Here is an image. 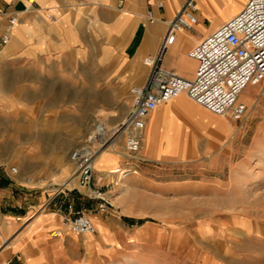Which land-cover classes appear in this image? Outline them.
<instances>
[{
  "label": "crops",
  "instance_id": "crops-1",
  "mask_svg": "<svg viewBox=\"0 0 264 264\" xmlns=\"http://www.w3.org/2000/svg\"><path fill=\"white\" fill-rule=\"evenodd\" d=\"M0 1L8 12L0 10V104L42 103L37 99L42 97L41 90L48 87L46 83L51 79L68 82L70 78L66 74L76 71L75 65L69 62L85 56H121L132 62L140 73L132 81L144 84L146 78L141 74L145 72L144 58L158 54L168 32L167 21L182 6V0H37L29 8L27 0ZM247 1L197 0L199 23L192 30L175 32V40L164 54L162 65L193 78L197 62L189 57V51L237 14ZM161 2L163 6L159 7ZM150 9L155 22L147 16ZM11 13L19 20L11 30L10 41L4 45L1 37ZM53 16L56 21L51 20ZM108 63L103 80L105 85H112L113 67ZM123 71L133 73L132 68L117 72ZM88 72L94 74L96 84L97 67L90 64ZM20 76L24 78L25 89L31 90L36 100H16ZM89 81H92L90 77ZM178 96L150 114L141 150L147 161L138 165L137 174L129 175L127 183L153 185L146 174L159 169L160 163L212 158L240 136L238 121L216 115L188 96ZM16 174L0 165V264H103L114 261L123 250L132 251L135 264H145L138 258L145 250L155 253L166 247L163 240L166 228L134 221L129 218L130 213H123V218L118 219L113 211L104 218V213L96 212L98 201L86 196L79 181L44 208L56 188L27 186L13 177ZM185 184L186 181H168L159 182L156 187H163V192L173 197ZM243 209L237 215L223 216L232 217L234 223H245L253 214ZM80 210L97 222L96 232L78 235L65 226L64 216ZM237 217L243 220H236ZM168 224L170 238L171 223ZM207 236L212 237L211 230ZM167 242L166 249L172 250L175 244L170 239ZM168 264H176L171 255Z\"/></svg>",
  "mask_w": 264,
  "mask_h": 264
},
{
  "label": "rangeland",
  "instance_id": "rangeland-1",
  "mask_svg": "<svg viewBox=\"0 0 264 264\" xmlns=\"http://www.w3.org/2000/svg\"><path fill=\"white\" fill-rule=\"evenodd\" d=\"M51 20L56 21L54 16ZM108 62L113 67L112 85L103 80ZM90 64L97 67L96 84L94 74L88 72ZM69 65L76 68L66 74L69 81L49 80L37 99L42 103L0 104V165L11 174V168L17 167L13 177L27 186L53 189L67 182V188L74 187L79 175L71 160L72 151L88 138L95 123L113 126L120 122L133 104L132 88L143 84L132 81L138 73L136 66L118 55L74 58ZM144 66L141 74L146 78L149 67ZM131 68L133 73L117 72ZM17 87L18 102L36 100L31 90L25 89L22 76L17 78ZM250 87L241 97L248 103L249 114L237 123L240 136L236 141L212 158L160 163L159 169L146 174L153 185L129 184V175L122 178L121 172L129 165L120 154L121 140L98 155L95 181L106 191L110 204L103 217L113 211L116 218L130 213L134 221L166 228L164 245L168 246L169 239L175 244L172 250L165 247L159 253L145 250L138 256L140 262L168 264L171 255L176 264H264V81ZM116 154L121 156L118 162ZM168 181L187 184L169 197L160 184L156 187ZM242 209L253 214L245 223L223 216L237 215ZM210 230L212 237L206 238ZM131 254V250L119 251L114 261L103 264H135Z\"/></svg>",
  "mask_w": 264,
  "mask_h": 264
},
{
  "label": "built area",
  "instance_id": "built-area-1",
  "mask_svg": "<svg viewBox=\"0 0 264 264\" xmlns=\"http://www.w3.org/2000/svg\"><path fill=\"white\" fill-rule=\"evenodd\" d=\"M27 2L32 8L37 0ZM162 6L163 3H159V7ZM0 10L8 13L6 7L2 8L1 1ZM198 10L197 0H182L179 12L167 21L168 32L158 54L144 58L149 73L144 84L132 88L133 104L129 112L113 126L102 121L95 123L88 138L72 151L71 160L76 166L80 185L89 199L98 201L96 212L105 213L110 205L106 191L95 181L98 155L114 148L121 140V155L129 165L123 169L122 178L137 173L138 165L147 161L141 150L149 116L161 105L186 93L190 99L216 115L228 116L238 122L247 118L249 106L241 96L250 86L264 81V0H248L237 14L189 51L188 55L197 62V68L194 77L187 78L165 68L162 61L169 45L175 40V32L192 30L199 23ZM147 16L155 22L153 10L150 9ZM18 20L16 14H9L1 37L2 44L10 41L11 30ZM11 171L18 173L17 167H12ZM118 182H115L116 185ZM67 189L65 184L56 187L54 196L43 207L55 203V198ZM64 224L78 235L96 232L92 217L81 210L75 211L72 216H64Z\"/></svg>",
  "mask_w": 264,
  "mask_h": 264
},
{
  "label": "bare ground",
  "instance_id": "bare-ground-1",
  "mask_svg": "<svg viewBox=\"0 0 264 264\" xmlns=\"http://www.w3.org/2000/svg\"><path fill=\"white\" fill-rule=\"evenodd\" d=\"M250 88H251V87H250ZM247 89H248V88H247ZM247 89H246V90H247ZM246 90H245V91H246ZM245 91L243 92L242 96H244ZM180 96H188V95H187L186 93H181L178 97H180ZM242 96H241V97H242ZM176 98H177V97H176ZM176 98H174V99H176ZM170 102H171V101H170ZM245 102H246V101H245ZM246 103H247V102H246ZM247 104H248V103H247ZM152 114H153V113H152ZM104 152H105V151L101 152L99 155H101L102 153L104 154ZM118 154H119V153H118ZM118 154H116L117 162H118V157L120 156V155H118ZM120 154H121V153H120ZM120 157H121V156H120ZM115 172L117 173V172H119V171H115ZM115 172H114V173H115ZM121 173H122V172H121Z\"/></svg>",
  "mask_w": 264,
  "mask_h": 264
}]
</instances>
